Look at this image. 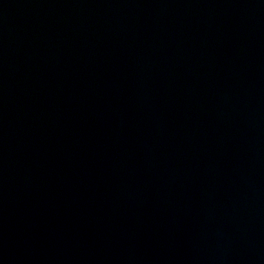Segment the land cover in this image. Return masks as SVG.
Returning a JSON list of instances; mask_svg holds the SVG:
<instances>
[{"label":"water","instance_id":"95a60500","mask_svg":"<svg viewBox=\"0 0 264 264\" xmlns=\"http://www.w3.org/2000/svg\"><path fill=\"white\" fill-rule=\"evenodd\" d=\"M0 264H264V0H0Z\"/></svg>","mask_w":264,"mask_h":264}]
</instances>
